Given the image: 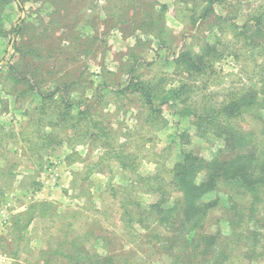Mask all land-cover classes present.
<instances>
[{
  "label": "rangeland",
  "instance_id": "rangeland-1",
  "mask_svg": "<svg viewBox=\"0 0 264 264\" xmlns=\"http://www.w3.org/2000/svg\"><path fill=\"white\" fill-rule=\"evenodd\" d=\"M20 1L0 0V264H264V221L229 224L225 187L198 233L144 219L179 196L177 162L246 154L194 111L255 93L238 124L262 127L264 0L206 17L205 0ZM184 49L200 72L174 64ZM130 77L159 86L152 106Z\"/></svg>",
  "mask_w": 264,
  "mask_h": 264
},
{
  "label": "trees",
  "instance_id": "trees-1",
  "mask_svg": "<svg viewBox=\"0 0 264 264\" xmlns=\"http://www.w3.org/2000/svg\"><path fill=\"white\" fill-rule=\"evenodd\" d=\"M13 1L18 9L22 10V2L20 0ZM220 1L205 0L206 4L202 11L205 16L203 17L211 13ZM20 30V20L15 21L9 29L8 44L11 50L14 49V41ZM6 52L9 53V49ZM172 60L176 66H181L188 73L190 70L195 71L194 69L201 71V57L197 59L190 50L180 51ZM131 77L126 87L131 91H138L143 97L144 104L152 106L153 98L158 97L159 86L150 81L142 82L137 80V77L132 79ZM257 102L259 100L255 93H246L229 98L228 101L222 102L219 108L212 109L211 113L207 115L202 116L194 111L193 117L206 121L215 133L225 137L226 142L224 143L227 150L231 146L235 149H245L246 154L241 155L236 152L227 157L216 155L208 161L193 158L196 159V164L192 161L188 163L186 158L177 162L173 166L170 181L179 196L170 201L169 197H164L165 192L161 198L158 197L155 202H152L149 208H144L146 210L144 219H157L164 227H173L177 224L187 231L198 233L204 228L203 218L206 217V211L217 204V200H211V198L206 200L203 195L208 192L214 193L221 187H225L232 204L229 206L232 213L228 218L229 224H241L249 219L254 220L257 224L264 221V216L258 217L259 212L264 211V152L258 148L261 147L260 143L264 142L261 137L264 135V122L262 121V127L259 130L245 129L238 124L244 115L255 119L254 111L261 108H256ZM233 148L230 150L233 151ZM187 156L190 155L184 157ZM240 200L243 201L238 203ZM237 204L244 206L243 209L239 210L234 207ZM132 205L133 208L139 207V203L134 200ZM71 241L72 244L75 243L74 240ZM127 254L125 253L126 257ZM126 260L129 261L128 258ZM109 261V258H104L101 264H110ZM112 264L117 263L112 262ZM124 264H129V262Z\"/></svg>",
  "mask_w": 264,
  "mask_h": 264
}]
</instances>
